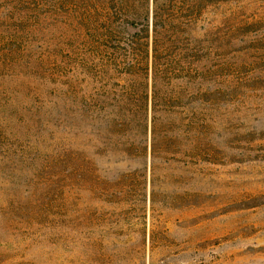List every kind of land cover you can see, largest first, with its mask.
Listing matches in <instances>:
<instances>
[{
	"label": "trees",
	"instance_id": "obj_1",
	"mask_svg": "<svg viewBox=\"0 0 264 264\" xmlns=\"http://www.w3.org/2000/svg\"><path fill=\"white\" fill-rule=\"evenodd\" d=\"M212 8L218 0H0L2 67L61 19L75 37L72 69L58 72L55 178L41 176L49 192L30 210L9 203V230L43 239L52 228L57 264H207L198 232L215 215L205 187L218 165V68L234 65L218 66ZM50 55L37 68L58 69Z\"/></svg>",
	"mask_w": 264,
	"mask_h": 264
},
{
	"label": "rangeland",
	"instance_id": "obj_2",
	"mask_svg": "<svg viewBox=\"0 0 264 264\" xmlns=\"http://www.w3.org/2000/svg\"><path fill=\"white\" fill-rule=\"evenodd\" d=\"M207 15L223 26L218 66L234 65L218 68V165L205 187L213 199L205 209L212 204L215 215L198 233L208 239L207 264H264V0H218ZM66 25L61 19L59 29L28 34L33 47L20 62L0 66V264H57L52 228L43 239L14 234L3 213L13 200L30 210L49 192L42 177L55 178L64 81L58 72L70 71L75 60V37ZM42 53L58 69L37 68ZM237 66L242 80L232 74ZM195 185L202 187L199 180Z\"/></svg>",
	"mask_w": 264,
	"mask_h": 264
}]
</instances>
